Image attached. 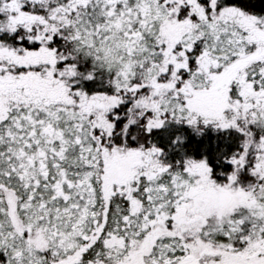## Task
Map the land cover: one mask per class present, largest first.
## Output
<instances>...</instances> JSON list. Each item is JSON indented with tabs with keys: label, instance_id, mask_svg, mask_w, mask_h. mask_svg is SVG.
<instances>
[{
	"label": "snow or ice",
	"instance_id": "obj_1",
	"mask_svg": "<svg viewBox=\"0 0 264 264\" xmlns=\"http://www.w3.org/2000/svg\"><path fill=\"white\" fill-rule=\"evenodd\" d=\"M0 264H264V0H0Z\"/></svg>",
	"mask_w": 264,
	"mask_h": 264
}]
</instances>
